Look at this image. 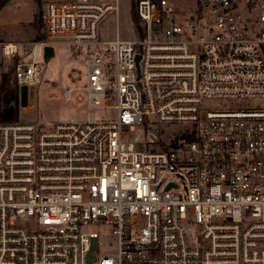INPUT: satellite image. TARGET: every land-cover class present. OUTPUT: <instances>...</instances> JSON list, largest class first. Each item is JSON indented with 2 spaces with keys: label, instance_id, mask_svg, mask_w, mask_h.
<instances>
[{
  "label": "built area",
  "instance_id": "1",
  "mask_svg": "<svg viewBox=\"0 0 264 264\" xmlns=\"http://www.w3.org/2000/svg\"><path fill=\"white\" fill-rule=\"evenodd\" d=\"M37 2L42 38L21 54L0 38V84L11 71L28 101L45 46H85L89 97L110 94L115 116L0 122V264H264V105L211 102L264 99V0H137L136 38L102 42L118 0ZM89 224L112 228L116 253L92 249Z\"/></svg>",
  "mask_w": 264,
  "mask_h": 264
},
{
  "label": "rangeland",
  "instance_id": "2",
  "mask_svg": "<svg viewBox=\"0 0 264 264\" xmlns=\"http://www.w3.org/2000/svg\"><path fill=\"white\" fill-rule=\"evenodd\" d=\"M115 1L106 0L111 4ZM173 1L185 8L191 2V0ZM135 3L136 0H118V11L109 12L98 25V39L101 42L114 39L117 32L120 39L136 38L135 29L137 26L131 20V8L132 4L135 8ZM41 28L40 8L37 0H7L5 5L0 7V38L16 41L20 54L22 43H25L26 48H30L32 42L42 38ZM53 45L55 55L47 63L39 85L34 90H30L27 105L18 106L17 121L47 128L69 118L86 121L90 111H93L95 121L113 119L115 111L112 108L113 97L110 94L97 98V102L89 97L87 74L88 60L92 55L87 47H74L62 41L55 42ZM98 55L105 63L107 75L113 74L115 61L113 55L107 51L106 45L99 46ZM27 59L28 57L24 58V60ZM71 68H75L81 73L80 79L75 82L68 79V71ZM53 81H63L67 87L71 88L70 99L64 98V91L60 87L51 85ZM211 102L223 104L228 109L235 110L264 105V99L256 97L213 99ZM158 126L162 132L177 127L168 124H158ZM171 179L176 180L174 177ZM176 182L180 186V182ZM82 231L97 233V237L91 238L92 249L97 246L104 253L117 252V236L112 233V228L109 225L89 224L83 226ZM89 256L95 258L93 250Z\"/></svg>",
  "mask_w": 264,
  "mask_h": 264
},
{
  "label": "trees",
  "instance_id": "3",
  "mask_svg": "<svg viewBox=\"0 0 264 264\" xmlns=\"http://www.w3.org/2000/svg\"><path fill=\"white\" fill-rule=\"evenodd\" d=\"M157 1V0H155ZM7 0H0V7L4 6ZM137 2V0H136ZM131 20L139 29L138 17L135 8L132 4ZM10 72L3 75V81L0 84V122H11L17 120L18 106L15 101L16 86L9 82Z\"/></svg>",
  "mask_w": 264,
  "mask_h": 264
},
{
  "label": "water",
  "instance_id": "4",
  "mask_svg": "<svg viewBox=\"0 0 264 264\" xmlns=\"http://www.w3.org/2000/svg\"><path fill=\"white\" fill-rule=\"evenodd\" d=\"M54 55H55V49L53 46L47 45L43 48L42 58H43V62L45 64V66L47 65L49 60L54 57ZM135 59H136V66H137V61L139 59L138 54L136 55ZM27 97H28V90H27V87L25 85H23L20 88V99H19V101L17 99H15L16 105L17 106L27 105Z\"/></svg>",
  "mask_w": 264,
  "mask_h": 264
}]
</instances>
